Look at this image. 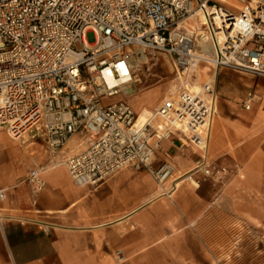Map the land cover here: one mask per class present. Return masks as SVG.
Listing matches in <instances>:
<instances>
[{
	"label": "built area",
	"instance_id": "1",
	"mask_svg": "<svg viewBox=\"0 0 264 264\" xmlns=\"http://www.w3.org/2000/svg\"><path fill=\"white\" fill-rule=\"evenodd\" d=\"M237 1L240 7L225 0H0V133L40 144L50 166L64 167L77 186L128 167L150 171L163 185L173 168L152 169L160 140L174 135L181 148L207 147L215 88L213 82L197 91L183 87L192 69L205 63L214 73L227 68L264 77V0ZM197 12L205 18L202 30L188 24ZM148 53L170 59L180 85L139 123L126 88ZM108 78L127 81L110 86ZM156 120L165 126L153 143ZM73 137L82 151L62 157ZM44 169L25 177L34 206ZM194 172L220 180L226 171L201 157Z\"/></svg>",
	"mask_w": 264,
	"mask_h": 264
},
{
	"label": "crops",
	"instance_id": "2",
	"mask_svg": "<svg viewBox=\"0 0 264 264\" xmlns=\"http://www.w3.org/2000/svg\"><path fill=\"white\" fill-rule=\"evenodd\" d=\"M213 83L205 152L160 140L152 169L173 168L161 186L131 167L77 186L40 144L0 133V264H215L222 242L264 243V77L220 68ZM81 151L73 137L61 156ZM201 157L225 175L203 179ZM38 167L45 188L34 206L25 177Z\"/></svg>",
	"mask_w": 264,
	"mask_h": 264
},
{
	"label": "rangeland",
	"instance_id": "3",
	"mask_svg": "<svg viewBox=\"0 0 264 264\" xmlns=\"http://www.w3.org/2000/svg\"><path fill=\"white\" fill-rule=\"evenodd\" d=\"M225 2L234 7L241 6L237 0H225ZM188 24L189 26L194 25L192 19L188 21ZM167 61L171 63L170 59L168 60L162 55L148 53L146 63L140 65L136 75L141 79V83L136 84L137 92L128 97V101L136 113L137 110L133 104L137 97H141L144 106L152 112L162 102L164 92L170 94L171 86H174L177 91L180 84L175 80L173 70L169 68ZM194 70L186 83L197 84L199 87L204 83L214 82L217 72L214 73L212 65L200 63ZM256 230L260 231V228H253V232ZM212 244L210 243V246ZM261 245L264 246V243L257 242L255 239L243 238L236 242H222L221 249L225 251V255L216 259L215 264H264V257L257 253Z\"/></svg>",
	"mask_w": 264,
	"mask_h": 264
},
{
	"label": "bare ground",
	"instance_id": "4",
	"mask_svg": "<svg viewBox=\"0 0 264 264\" xmlns=\"http://www.w3.org/2000/svg\"><path fill=\"white\" fill-rule=\"evenodd\" d=\"M192 21H193V23H194V25L192 26L195 30H202V26L205 24V18L203 17V15L201 14V13H199V12H197L192 18ZM209 39V37H206L205 36V34H203V41L205 42V41H207ZM206 50L207 51H209L212 55H213V53H214V51H213V49H212V47H211V45L210 46H206ZM145 55H143L142 57H140V59H139V61L141 60H144L145 61V63H146V61H147V57L145 56ZM166 58V57H165ZM168 59V58H167ZM169 60V59H168ZM141 64H143V63H141ZM167 64H168V66H169V68L171 69V70H173L172 69V65H171V63H169L168 61H167ZM196 68V67H195ZM195 68H193L192 69V72L193 71H195L194 69ZM140 69V62H136V69H135V72H134V77H131V80H132V83H130L129 84V87H127L126 89L128 90L127 92L130 94V96H131V94H133V93H135V92H137V87H136V84L137 83H141V79L139 78V76L138 75H135L137 72H138V70ZM127 80H123V81H121V82H117V81H115V80H113V79H107V82H108V84L110 85V86H115V85H117V84H120V83H125ZM182 86L183 87H188V89H191V90H194V91H197L198 90V86H197V84H186V83H182ZM169 92H170V94L172 95V94H174L175 92H176V88L174 87V86H171L170 87V89H169ZM170 94H166V92H164V95H163V100L164 99H167L168 97H169V95ZM134 107H135V109L137 110V114H138V122L139 123H144V122H146L147 121V119H148V117L151 115V112L144 106L145 104H144V101L143 100H141V97H137L136 98V101L134 102ZM161 122V123H160ZM164 124H165V122L164 121H160V120H156L155 122H154V126L156 127V129H157V135L156 136H154L152 139H151V141L154 143L155 141H157V139H158V135L160 136L161 134H162V132H163V126H164Z\"/></svg>",
	"mask_w": 264,
	"mask_h": 264
}]
</instances>
